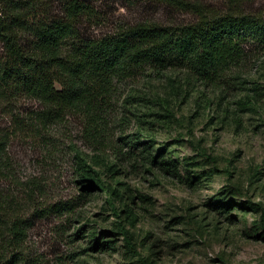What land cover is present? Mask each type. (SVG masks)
Wrapping results in <instances>:
<instances>
[{"label":"rangeland","instance_id":"374dc122","mask_svg":"<svg viewBox=\"0 0 264 264\" xmlns=\"http://www.w3.org/2000/svg\"><path fill=\"white\" fill-rule=\"evenodd\" d=\"M41 1L59 13L60 0ZM196 1L215 10L229 5ZM238 6L264 15V0ZM91 7L96 17L79 27L87 38L137 21L195 20L148 0H98ZM3 104L0 135L13 131L17 116L44 109L31 100ZM100 122L90 138L82 114L71 113L34 139L9 141L0 180V264H264V46L249 45L240 65L214 85L183 70L121 79ZM73 149L94 162L107 193L84 196ZM58 204L74 210H51ZM14 215L25 233L18 246Z\"/></svg>","mask_w":264,"mask_h":264},{"label":"trees","instance_id":"16d2710c","mask_svg":"<svg viewBox=\"0 0 264 264\" xmlns=\"http://www.w3.org/2000/svg\"><path fill=\"white\" fill-rule=\"evenodd\" d=\"M96 1L60 0V11L54 15L52 5L41 0H0V104L9 109L31 100L44 107L39 115L17 116L13 131L0 135V180L5 177L6 148L15 135L34 139L49 124L78 113L93 137L117 81L147 70H183L203 86L214 85L240 65L249 45L264 46V15L244 11L238 6L242 0H229L224 10L206 8L196 0H148L190 13L195 20L170 25L137 21L99 38L83 37L79 27L96 17L91 7ZM196 149L214 163L205 148ZM73 151L84 196L94 190L107 193L109 185L92 167L94 162ZM72 206L58 204L51 210L73 212ZM261 218L264 223V214ZM19 219L14 215L12 222L15 246L25 238ZM121 232L129 250L137 254L128 233L123 228Z\"/></svg>","mask_w":264,"mask_h":264}]
</instances>
